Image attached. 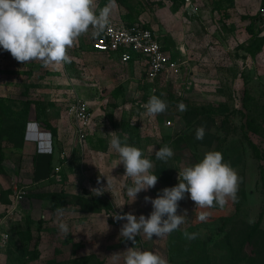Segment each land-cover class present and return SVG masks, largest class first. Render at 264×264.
I'll return each mask as SVG.
<instances>
[{"label":"rangeland","instance_id":"rangeland-1","mask_svg":"<svg viewBox=\"0 0 264 264\" xmlns=\"http://www.w3.org/2000/svg\"><path fill=\"white\" fill-rule=\"evenodd\" d=\"M179 2L112 0L109 5V0H96L97 12L108 5L110 20L119 18L151 27L169 50L177 67L150 81L142 78L144 66L134 59L120 64L113 54L93 52L91 30L68 50L71 62L60 65L45 67L36 60L21 64L0 48V99L4 102L0 145L8 171L6 174L0 168V202L6 203L18 189L24 191L5 222L9 240L2 252L5 263L2 258L0 264H113V253L134 246L160 253L169 264H200L186 244L176 241V232L184 230L198 233L204 241L207 264H245L226 261L220 255L224 246L216 243L226 233L236 243L258 217L261 241L244 243L243 251L251 254L259 250L264 258V187L258 173L264 165V39L258 52L245 50L250 38L245 25L249 17L259 19L264 0H192L189 12L181 9ZM258 19L255 29L264 37V22ZM153 94L165 100L168 108L150 118L142 105ZM75 96L87 102L93 115L84 151L78 146L73 148L76 154L70 150L75 138L72 121L66 122L69 131L61 135L64 139L55 148L51 176L40 186H31L23 178L26 165L17 164L18 155L11 154L13 147L7 140L11 131L6 128L15 124V138L22 132L23 141L27 135L40 139L44 150L51 148L47 153L52 154L55 129L45 117L65 112ZM180 102L187 106L186 111L179 110ZM200 126L205 129L202 140L196 139ZM113 131L121 138L126 135L129 145L142 150L153 163L152 172L162 170L155 187L141 191L134 202L126 193L125 186L131 181L123 176L119 155L109 150L108 133ZM165 144L174 153L166 163L155 157V151ZM210 150L220 151L242 178L235 201L202 209L186 193L177 212L187 210V218L178 230L151 240L137 236L135 245L119 237L126 221L113 219L112 214L121 211L117 204L125 203L123 212L147 217L152 205L144 197L155 198L163 188L175 186L178 171ZM99 170L113 179V193H92L93 188L107 183L106 177L97 183ZM52 189L61 191L59 198L51 195ZM58 209H63V219L72 231L67 237L57 224ZM201 212L208 214L203 222L196 218ZM30 230L35 232L32 238ZM41 239L49 245L37 258L35 245ZM119 264H123L122 258Z\"/></svg>","mask_w":264,"mask_h":264},{"label":"clouds","instance_id":"clouds-1","mask_svg":"<svg viewBox=\"0 0 264 264\" xmlns=\"http://www.w3.org/2000/svg\"><path fill=\"white\" fill-rule=\"evenodd\" d=\"M112 0H109L111 5ZM110 6L106 5L99 12L96 10V0H0V48L7 51L21 64L33 60L40 61L43 66L60 65L71 62L68 50L78 39L91 30L92 37H98L109 26ZM145 115L154 118L164 113L168 104L160 96L151 95L142 105ZM180 111H186L187 106L180 102ZM109 150L119 155V164L125 168L123 176L130 178L126 193L134 202L141 191H148L155 187L158 176L151 169L153 163L146 158L142 150L127 143L128 137L121 138L116 131L108 133ZM205 129H196V139L202 140ZM174 155L170 146L165 144L155 151L157 160L167 162ZM97 166V165H96ZM98 167V166H97ZM99 169V167H98ZM106 177V186L93 188L94 195H102L104 191L113 193V179ZM178 183L172 187H165L155 198L145 196L146 203H151L152 211L146 217H138L132 212H123L125 203L117 204L120 212L112 217L115 221H126L119 230V237L136 244V237L143 235L151 240L161 238L178 230L186 222L187 210L178 214L179 201L189 194L191 200L199 208H210L218 205L224 207L229 199L235 201L242 178L237 171L224 161L223 154L217 150L207 151L203 158L192 165L185 166L178 171ZM130 202V203H131ZM60 215L57 224L61 234L67 237L71 229L63 219V209L57 210ZM207 213L201 212L196 218L203 222ZM198 233L184 230L183 236L187 240H194ZM113 264H169L160 253L128 247L123 252L111 255Z\"/></svg>","mask_w":264,"mask_h":264},{"label":"built area","instance_id":"built-area-1","mask_svg":"<svg viewBox=\"0 0 264 264\" xmlns=\"http://www.w3.org/2000/svg\"><path fill=\"white\" fill-rule=\"evenodd\" d=\"M182 2L187 12L193 9L191 0H182ZM258 15L264 22V5L259 8ZM161 46L157 35L150 27H145L139 22L125 24L110 19L105 31L90 41V48L93 51L107 55L113 54L120 64H127L134 59L135 62L143 65L142 78L148 81L177 67L174 58ZM65 113L73 119L75 144L83 152L86 136L92 125V112L85 100L75 96ZM23 194L24 191L18 189L9 196L5 204L4 213L0 216V248H4L9 240L6 219L15 211L17 204L23 199Z\"/></svg>","mask_w":264,"mask_h":264},{"label":"trees","instance_id":"trees-1","mask_svg":"<svg viewBox=\"0 0 264 264\" xmlns=\"http://www.w3.org/2000/svg\"><path fill=\"white\" fill-rule=\"evenodd\" d=\"M258 18L255 17H249L248 23L245 25V30L249 33L250 38L248 40V43L245 45V50L249 54H254L260 50V46L263 42V35L259 34L258 31L255 29V20ZM259 20V19H258ZM125 24H131L133 22H125ZM145 26V25H144ZM148 27V26H145ZM160 44L162 45L161 47L166 50V47L163 46L162 42L159 41ZM171 55V54H170ZM172 57V55H171ZM173 58V57H172ZM4 107V102L0 99V109ZM12 126V127H11ZM7 130L11 131V135L7 136V140L10 141V144L12 145L11 147L13 148H20L22 146V139L23 136L22 132L19 138L16 137V126L15 124H12L6 128ZM252 145V144H251ZM255 151V156L257 158H260V155L257 153V150L255 147L252 145ZM4 159V153L3 149L0 145V168H2V161ZM1 170V169H0ZM158 171H154L153 173L158 176V179H161V175L159 171H162L161 169L157 168ZM259 182L262 187H264V165L259 166ZM61 191H55L52 192V196L56 199L59 198L58 196L60 195ZM8 202V201H7ZM6 202V203H7ZM259 217L258 219L250 224L247 228L246 231L243 233L242 237L238 239L236 243H234L231 240V236L228 235V233L224 234V237L219 240L216 244H221V246H224V252L220 253L221 257L224 258L226 261H230L231 263H238V262H243L245 264H264V258L260 255L259 250L247 254L246 252L243 251V245L246 242L249 243H254L255 242H260V234H262L261 229L259 227ZM194 231V229H193ZM170 240L173 242L172 238ZM182 241V243L186 244L188 249L190 250L192 256L200 258V264H207V258H208V251L207 247L204 243L203 240H201L199 237H196L194 240H187L184 236L183 233L180 231L176 232V241ZM218 246V245H217ZM204 262V263H203Z\"/></svg>","mask_w":264,"mask_h":264},{"label":"crops","instance_id":"crops-1","mask_svg":"<svg viewBox=\"0 0 264 264\" xmlns=\"http://www.w3.org/2000/svg\"><path fill=\"white\" fill-rule=\"evenodd\" d=\"M172 1H176V2L180 1L179 2L180 8L182 9V7H183L182 0H172ZM112 20L124 23L119 18L118 19L113 18ZM166 50H167V48H166ZM167 51L169 52V50H167ZM93 52H95V51H93ZM96 53H98V52H96ZM65 112L64 111H61L60 113L59 112L58 113L53 112V113H50V115L48 114L47 117H45V119L52 126V128L55 129V131H54L55 135L53 136V139H52V145H53L52 154L47 153L49 150H51V148H48V150H44V148L42 147V143H40V139H37V140H35L34 138L30 139L28 135L25 137V139L22 143V146L20 148H13V149L10 148L13 150V152H11V154L18 155V157L15 159L17 164H18V162H20V164L22 166L26 165L25 168L28 170H25V172H24L25 177H23V178L26 182H29L30 184H32L31 186H33V185L40 186L42 181L47 180V177L51 176V174L49 173V168H50V166H54V159H55L54 153L56 152L55 148L58 149L60 140L64 139V137L61 135L65 134L66 132H67L66 134H68V131H69V129L66 128V125H67L66 122L68 123L70 120L72 121L73 131H74L73 119L70 116H68ZM42 131L44 133L46 130L43 129ZM73 134H74V132H73ZM49 145L50 144L48 142V146ZM74 146H75V148H77L75 143H73V147L70 145V150H72L74 148ZM64 149H65V146H64ZM17 151H19L20 154L19 153L16 154ZM73 151L75 152L74 149H73ZM3 152H4V150H3ZM75 154H76V152H75ZM5 155L6 154H4V160L2 161L1 164H2V169H3L4 173L8 174L7 168H5V166H6L5 164L7 163V161L5 160L6 159ZM15 171H13V172H15ZM24 173H23V171L20 172V174H24ZM2 186L6 187L3 184H2ZM48 186H50V185H48ZM52 190L56 191L55 189H52ZM5 204L6 203H4V202H0V211L2 214L4 213ZM29 232H30L29 237H31V238L34 237L33 235L35 232H33L31 230ZM27 236H28V233H27ZM39 236L41 238L43 237L41 231H40ZM7 245H8V243H7ZM7 245L4 248H0V261L3 258L4 263H5V259H4L5 253L2 256V252H6L5 250L7 248ZM46 245H49V244H47V243L45 244L42 239L40 240L39 245L38 244L35 245V248H36L35 253L37 252V258H40L43 256V252L46 251V250H44L45 247H47Z\"/></svg>","mask_w":264,"mask_h":264}]
</instances>
